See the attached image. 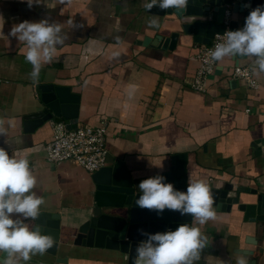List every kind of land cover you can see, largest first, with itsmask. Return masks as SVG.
<instances>
[{"label": "crops", "instance_id": "obj_1", "mask_svg": "<svg viewBox=\"0 0 264 264\" xmlns=\"http://www.w3.org/2000/svg\"><path fill=\"white\" fill-rule=\"evenodd\" d=\"M147 1L72 0L69 5L44 0L29 8L22 0H0L5 36L13 24L25 20L74 22L64 26V45L42 66L35 83L21 52L25 46L0 35V118L15 122L8 137L0 136V147L10 157L15 152L29 160L37 179L34 191L45 201L40 212L61 214L63 230L76 229L87 219L95 185L93 174L75 163L47 160L51 123L31 133L24 130V116L38 107L39 86L45 84L70 87L80 96L78 125L96 127L108 121L107 166L124 161L135 184L168 171L171 156L182 154L187 156L188 179H205L210 189L257 191L241 193L245 204L264 195V146L254 147L264 138V73L253 72L252 59L226 57L218 62L221 74L206 93L193 89L202 45L191 36H180L174 50L137 44L146 37L169 36L174 29L169 24L173 16L161 23L146 12ZM152 20L158 26H150ZM236 67L250 68L258 87L235 78ZM214 208L215 220L196 225L207 245L195 264H236L238 253L248 264H264V237L255 223L236 205L229 212ZM25 223L33 227V220ZM77 251L62 257L68 264H123L107 251Z\"/></svg>", "mask_w": 264, "mask_h": 264}, {"label": "water", "instance_id": "obj_2", "mask_svg": "<svg viewBox=\"0 0 264 264\" xmlns=\"http://www.w3.org/2000/svg\"><path fill=\"white\" fill-rule=\"evenodd\" d=\"M150 0L147 1L149 3ZM264 5V0H189L186 14H174V9L162 10L154 7L147 13L162 19L167 16L174 18L169 21L174 28L169 36L156 35L153 39L146 37L138 41V45L174 50L180 36H191L194 43L209 45L216 35L226 30H238L244 26L245 19L257 6ZM229 14V24L225 21ZM236 59V58H235ZM239 59V58H238ZM221 68L215 71L207 82L209 86ZM41 92L38 107L24 116V130L31 133L43 128L55 119L63 120L67 129L79 123L80 96L73 93L70 87L45 84L39 86ZM254 147L264 146V138L257 140ZM166 178L167 183L174 185L179 191L186 192L188 186L187 156L178 154L171 156V168L157 174ZM156 176V175H155ZM95 185L93 208L87 213V219L76 229L65 228L61 224V214L40 212L39 218L33 220L32 229L41 226L42 234L52 236L54 246L43 255H33L27 264H68L63 254H76L79 248L107 251L110 257L119 258L123 264H132L135 248L149 234L175 231L180 224H192V216H182L179 212L165 210L162 214L156 211L140 209L135 201L142 193L139 184H135L126 163L117 160L93 173ZM254 193L249 188L240 187L236 191L230 188L211 189L214 207L223 212L231 211L233 205L244 212L245 219L256 225V231L264 237V195H259L255 203L240 202L241 193ZM258 241L263 242V238ZM264 253V249L261 251ZM109 256V255H108ZM21 264H24L21 261ZM250 264H256L252 261Z\"/></svg>", "mask_w": 264, "mask_h": 264}, {"label": "clouds", "instance_id": "obj_3", "mask_svg": "<svg viewBox=\"0 0 264 264\" xmlns=\"http://www.w3.org/2000/svg\"><path fill=\"white\" fill-rule=\"evenodd\" d=\"M29 8L44 3V0H22ZM61 4H71L72 0H59ZM189 0H150L145 6L151 11L154 7L162 10L174 9V14H186ZM0 21L3 18L0 17ZM68 19L61 23L50 19L38 22L23 21L13 24L6 38L12 37L23 44L21 49L25 60L31 64V80L38 82L41 68L51 63L58 47L63 46L66 36L62 35L65 25H73ZM150 26H158L156 20ZM220 42L210 50L208 56L213 62H221L226 57L252 59L253 72L264 73V5L250 11L244 26L238 30L226 31L217 35ZM247 75V73H245ZM134 87V86H126ZM132 93H129L131 96ZM14 120L0 118V136L8 137ZM7 142V141H6ZM37 179L30 169L29 160L0 147V264H27L33 255H43L54 246L52 236L44 235L41 226L30 228L26 220H37L41 206L45 203L34 191ZM142 195L135 201L140 209L156 211L162 214L166 209L179 212L182 216L191 215L192 224H180L175 231L149 234L135 248L132 264H195L200 253L207 245V237L200 227L217 218L213 207L214 200L208 182L205 179H193L189 176L186 192L179 191L166 182L162 175L140 182ZM13 214L19 218L13 219ZM236 264H248L244 254L238 253Z\"/></svg>", "mask_w": 264, "mask_h": 264}, {"label": "built area", "instance_id": "obj_4", "mask_svg": "<svg viewBox=\"0 0 264 264\" xmlns=\"http://www.w3.org/2000/svg\"><path fill=\"white\" fill-rule=\"evenodd\" d=\"M225 24H229V14H227ZM216 36L209 45H202L198 49L196 57L200 68L191 87L199 92L206 93L209 90L207 82L212 80L211 76H215L218 62L211 61L208 53L216 43L220 42ZM234 77L243 81L249 88L258 87V83L253 78V72L248 67H236ZM50 123L53 139L46 146V157L49 162H73L92 174L107 166L109 157L106 146L108 121L103 120L96 127L77 124L70 130L62 120Z\"/></svg>", "mask_w": 264, "mask_h": 264}, {"label": "trees", "instance_id": "obj_5", "mask_svg": "<svg viewBox=\"0 0 264 264\" xmlns=\"http://www.w3.org/2000/svg\"><path fill=\"white\" fill-rule=\"evenodd\" d=\"M55 121H61L60 119H58V120H55Z\"/></svg>", "mask_w": 264, "mask_h": 264}]
</instances>
